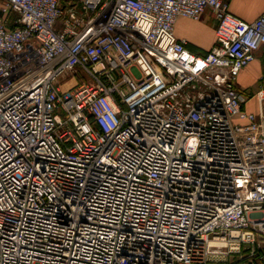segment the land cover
<instances>
[{
  "label": "built area",
  "instance_id": "1",
  "mask_svg": "<svg viewBox=\"0 0 264 264\" xmlns=\"http://www.w3.org/2000/svg\"><path fill=\"white\" fill-rule=\"evenodd\" d=\"M2 1L0 264H264V90L238 87L264 13ZM207 9L198 56L175 25Z\"/></svg>",
  "mask_w": 264,
  "mask_h": 264
},
{
  "label": "crops",
  "instance_id": "2",
  "mask_svg": "<svg viewBox=\"0 0 264 264\" xmlns=\"http://www.w3.org/2000/svg\"><path fill=\"white\" fill-rule=\"evenodd\" d=\"M228 10L239 19L251 23L264 13V0H226ZM3 1L0 0V7ZM217 20L212 9H207L199 20L184 17L177 19L175 33L178 39L186 42V48L195 55L205 56L216 43L215 31ZM264 47L257 53L255 60L244 69L238 78V87L245 94L251 96L249 89L251 83L261 80L263 77ZM259 91V90H258ZM247 109V108H246ZM250 112L255 109H247Z\"/></svg>",
  "mask_w": 264,
  "mask_h": 264
},
{
  "label": "rangeland",
  "instance_id": "3",
  "mask_svg": "<svg viewBox=\"0 0 264 264\" xmlns=\"http://www.w3.org/2000/svg\"><path fill=\"white\" fill-rule=\"evenodd\" d=\"M250 91L252 92L251 96H256V93L258 92V90H264V66H263V77L261 78L260 82L259 81H255L254 83H251V85L249 86ZM256 107V98H252L250 99V101L247 103L246 108L248 109H255ZM241 264L242 262L239 260V258H233V257H229L227 259V261L223 264H233L236 263ZM247 261V260H246ZM244 264H249L247 262H245Z\"/></svg>",
  "mask_w": 264,
  "mask_h": 264
},
{
  "label": "bare ground",
  "instance_id": "4",
  "mask_svg": "<svg viewBox=\"0 0 264 264\" xmlns=\"http://www.w3.org/2000/svg\"><path fill=\"white\" fill-rule=\"evenodd\" d=\"M212 245H214V244H212Z\"/></svg>",
  "mask_w": 264,
  "mask_h": 264
}]
</instances>
